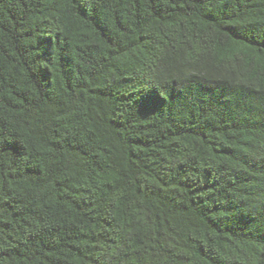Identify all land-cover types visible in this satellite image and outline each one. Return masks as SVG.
<instances>
[{"label": "trees", "instance_id": "obj_1", "mask_svg": "<svg viewBox=\"0 0 264 264\" xmlns=\"http://www.w3.org/2000/svg\"><path fill=\"white\" fill-rule=\"evenodd\" d=\"M0 264H264V0H0Z\"/></svg>", "mask_w": 264, "mask_h": 264}]
</instances>
